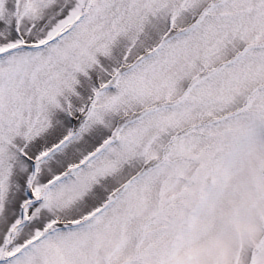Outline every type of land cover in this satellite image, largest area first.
<instances>
[{
  "label": "snow or ice",
  "instance_id": "1",
  "mask_svg": "<svg viewBox=\"0 0 264 264\" xmlns=\"http://www.w3.org/2000/svg\"><path fill=\"white\" fill-rule=\"evenodd\" d=\"M0 264H264V0H0Z\"/></svg>",
  "mask_w": 264,
  "mask_h": 264
}]
</instances>
